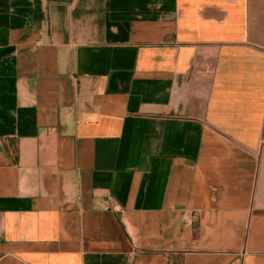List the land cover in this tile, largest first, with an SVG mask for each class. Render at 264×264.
<instances>
[{
	"label": "crops",
	"instance_id": "1",
	"mask_svg": "<svg viewBox=\"0 0 264 264\" xmlns=\"http://www.w3.org/2000/svg\"><path fill=\"white\" fill-rule=\"evenodd\" d=\"M0 264H264V0H0Z\"/></svg>",
	"mask_w": 264,
	"mask_h": 264
}]
</instances>
